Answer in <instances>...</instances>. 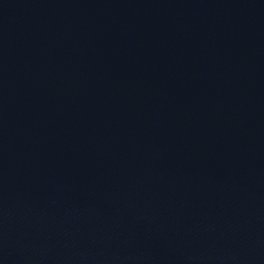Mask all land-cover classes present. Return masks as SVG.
Returning a JSON list of instances; mask_svg holds the SVG:
<instances>
[{"label": "water", "instance_id": "water-1", "mask_svg": "<svg viewBox=\"0 0 264 264\" xmlns=\"http://www.w3.org/2000/svg\"><path fill=\"white\" fill-rule=\"evenodd\" d=\"M0 264H264V0H0Z\"/></svg>", "mask_w": 264, "mask_h": 264}]
</instances>
